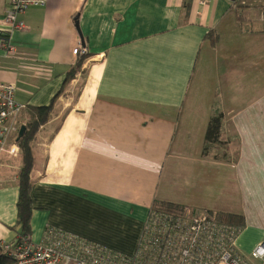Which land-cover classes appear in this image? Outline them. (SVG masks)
Segmentation results:
<instances>
[{
  "label": "crops",
  "instance_id": "0c3cea01",
  "mask_svg": "<svg viewBox=\"0 0 264 264\" xmlns=\"http://www.w3.org/2000/svg\"><path fill=\"white\" fill-rule=\"evenodd\" d=\"M9 10L0 0V32L19 55L4 57L0 38V82L26 105L21 127L61 91L78 42L89 48L33 144L34 243L56 228L134 256L156 201L242 215L240 254L241 240L264 242V20L253 0H46L17 15L24 30ZM216 107L229 159L203 153ZM22 166L1 156L9 244Z\"/></svg>",
  "mask_w": 264,
  "mask_h": 264
},
{
  "label": "built area",
  "instance_id": "2783aa9c",
  "mask_svg": "<svg viewBox=\"0 0 264 264\" xmlns=\"http://www.w3.org/2000/svg\"><path fill=\"white\" fill-rule=\"evenodd\" d=\"M8 1L10 10L6 20L16 30L26 28L17 15L46 4V0ZM253 3L261 10L264 20V0H253ZM0 38L4 57L19 55L7 34L0 32ZM73 53L87 55L89 48L79 41ZM1 59L0 56V64ZM16 89L14 83L0 82V159L3 154L12 158L21 151L17 141L21 128L18 118L26 105L16 100ZM240 232L236 227L219 223L209 211L194 215L184 212L179 216L152 214L141 239L140 257H133L129 264H256L238 252ZM0 244L12 258L11 264H127L122 257L107 252L104 246L56 228L47 231L40 243L20 237L14 243L1 240ZM141 257L149 260L143 262ZM251 257L258 264H264V242L253 248Z\"/></svg>",
  "mask_w": 264,
  "mask_h": 264
},
{
  "label": "trees",
  "instance_id": "16d2710c",
  "mask_svg": "<svg viewBox=\"0 0 264 264\" xmlns=\"http://www.w3.org/2000/svg\"><path fill=\"white\" fill-rule=\"evenodd\" d=\"M208 39L211 40L212 45H216L219 41V36L215 31H209L206 35ZM88 57L87 55L80 56L76 65L72 67L66 74V78L63 87L60 92H58L52 99L51 103L43 106H32L29 107V121L26 123V129L23 136L19 139L18 145L21 149L23 166L19 173V198L17 202V224L20 226L21 231L19 237L32 238V214L34 210L33 200H32V170L35 164V153L33 149L34 141L37 138V134L41 127L45 125L55 112V104L59 97L65 91L69 83L76 77V75L81 71L84 61ZM212 152L215 153V157L222 159H229V147L228 141L225 137L224 131V116L222 111L216 107L214 108L212 117L208 124L205 145H204V155H209ZM185 212V206L171 203V202H161L156 201L151 207L150 217L152 214L159 213H169L175 216L183 215ZM215 219L221 223L236 227L239 231L244 229L246 223L242 215L226 212H210ZM50 230V229H49ZM48 230V232H49ZM17 238V239H18ZM1 242V240H0ZM141 240L138 251L134 256H128L120 252L104 248L111 255H116L117 257H122L123 261L127 264L131 263L133 257H140L142 249ZM143 262L148 261V257L140 258ZM12 258L4 252L3 247L0 244V264H11Z\"/></svg>",
  "mask_w": 264,
  "mask_h": 264
},
{
  "label": "rangeland",
  "instance_id": "374dc122",
  "mask_svg": "<svg viewBox=\"0 0 264 264\" xmlns=\"http://www.w3.org/2000/svg\"><path fill=\"white\" fill-rule=\"evenodd\" d=\"M67 89V88H66ZM65 89V90H66ZM29 121V120H28ZM27 121V122H28ZM22 122H24V119L22 120ZM21 122V123H22ZM26 122V123H27ZM26 123H24V125H26ZM23 124V123H22ZM18 155H22V153H21V151L19 152V154ZM21 160V157H18L17 158V161H20ZM242 242H243V246L242 247H240V252H241V254L246 258V259H249L250 261H252V262H254V263H256V264H258L257 263V261H255L252 257H251V252H252V248H251V246H250V244L251 243H249V242H247V241H244V240H241ZM263 242V241H262ZM261 242V243H262Z\"/></svg>",
  "mask_w": 264,
  "mask_h": 264
},
{
  "label": "water",
  "instance_id": "95a60500",
  "mask_svg": "<svg viewBox=\"0 0 264 264\" xmlns=\"http://www.w3.org/2000/svg\"><path fill=\"white\" fill-rule=\"evenodd\" d=\"M25 129H26V126L25 125H23L22 127H21V129H20V131H19V136H18V141H19V139L23 136V134H24V132H25Z\"/></svg>",
  "mask_w": 264,
  "mask_h": 264
}]
</instances>
